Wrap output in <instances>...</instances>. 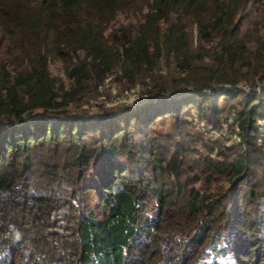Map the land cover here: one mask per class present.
Here are the masks:
<instances>
[{"label": "trees", "instance_id": "obj_1", "mask_svg": "<svg viewBox=\"0 0 264 264\" xmlns=\"http://www.w3.org/2000/svg\"><path fill=\"white\" fill-rule=\"evenodd\" d=\"M262 1L0 0V264H264Z\"/></svg>", "mask_w": 264, "mask_h": 264}, {"label": "rangeland", "instance_id": "obj_2", "mask_svg": "<svg viewBox=\"0 0 264 264\" xmlns=\"http://www.w3.org/2000/svg\"><path fill=\"white\" fill-rule=\"evenodd\" d=\"M263 3L262 4H260L259 5V7H261V9H258V10H256V11H254L255 10V8L257 7V2H253L250 6H249V9H248V13L246 14V16L244 17V19L242 20V26H243V28H242V30H244V29H247L248 28V30H249V32L252 34V35H254L255 34V28H257L258 26H259V24H260V22L262 21V20H264V1H262ZM256 21H257V23H256ZM187 28H188V30L189 31H191V33L192 34H194V28H193V26H191V25H188L187 26ZM57 71H60V69L57 67ZM244 84H246V83H244ZM102 88H105V87H102ZM140 88H141V86L139 85V88L138 87H134V88H132L131 90H127L126 92H124V94L123 93H121L120 92V94H118V95H116V96H114L112 93L110 94V97L109 98H106V100L105 101H107V105H112V104H117V103H120V101L122 102H126V101H132V100H134V99H136V97L139 95V93H140ZM117 91V89L115 88H113L112 89V92L113 93H115ZM94 100H101V98L100 97H98L97 99H92V102L94 101ZM94 108V107H93ZM160 120H156L155 121V124H154V130H156V131H158L159 129H164V127H160V126H158L159 124H161V122H159ZM164 123V122H163ZM231 130H233V126L231 125V127L230 128H228V126H227V128L226 129H223V132H222V134H220L221 135V138L222 139H226L227 141H230V139L232 138V131ZM160 131V130H159ZM225 135H228V136H225ZM166 138H159V141H162V140H165ZM201 149V151H207V149L205 148V147H201L200 148ZM256 230V229H255ZM258 232H260V230H259V228H257V233ZM257 236H258V234H257ZM168 245H169V247L172 245V244H169L168 243ZM159 247H157V249H158ZM161 250H163V252L161 253V254H164V252L166 253V255H169V256H173V254H174V252H175V250L173 249V250H171L170 248H163V249H161ZM178 250H181L180 248L178 249L177 248V251ZM1 252H3V251H1ZM158 256V255H157ZM159 256H160V258H158V260H160L159 262H160V264H165V262H166V259L165 258H163L160 254H159ZM2 259H3V257H1L0 258V262L2 261ZM14 264V263H13Z\"/></svg>", "mask_w": 264, "mask_h": 264}, {"label": "built area", "instance_id": "obj_3", "mask_svg": "<svg viewBox=\"0 0 264 264\" xmlns=\"http://www.w3.org/2000/svg\"><path fill=\"white\" fill-rule=\"evenodd\" d=\"M243 87H244V89H247L246 88V84H244V85H242ZM127 91V89H124L123 91H122V93L124 94V92H126ZM121 102V101H120ZM123 102V101H122ZM221 123H222V129H226L227 128V120L226 119H223L222 121H221ZM258 138H260V137H258Z\"/></svg>", "mask_w": 264, "mask_h": 264}]
</instances>
